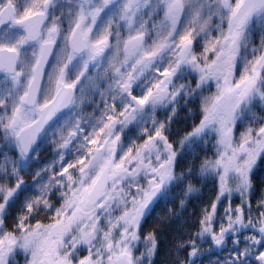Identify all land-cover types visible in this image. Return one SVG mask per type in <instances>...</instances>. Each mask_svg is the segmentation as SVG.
<instances>
[{
	"label": "snow or ice",
	"instance_id": "snow-or-ice-1",
	"mask_svg": "<svg viewBox=\"0 0 264 264\" xmlns=\"http://www.w3.org/2000/svg\"><path fill=\"white\" fill-rule=\"evenodd\" d=\"M0 264H264V0H0Z\"/></svg>",
	"mask_w": 264,
	"mask_h": 264
}]
</instances>
